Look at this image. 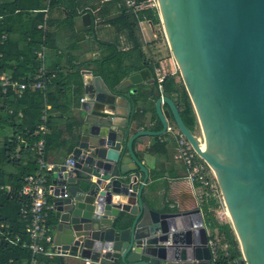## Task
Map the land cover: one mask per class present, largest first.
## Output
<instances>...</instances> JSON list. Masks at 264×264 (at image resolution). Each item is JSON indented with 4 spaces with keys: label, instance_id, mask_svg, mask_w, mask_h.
<instances>
[{
    "label": "water",
    "instance_id": "water-1",
    "mask_svg": "<svg viewBox=\"0 0 264 264\" xmlns=\"http://www.w3.org/2000/svg\"><path fill=\"white\" fill-rule=\"evenodd\" d=\"M157 1L201 137L164 95L156 100L162 130L129 137L130 126L102 112L114 113L118 98L129 101L123 91L144 80L143 72L114 86L102 72L82 70L84 109L69 157L73 165L65 160L48 172L61 254L55 264H212L200 210L165 211L143 193L148 174L135 156V141L165 133L170 115L163 105L213 170L245 261L264 264V0ZM71 20L76 38L95 33L99 23L76 7Z\"/></svg>",
    "mask_w": 264,
    "mask_h": 264
},
{
    "label": "crops",
    "instance_id": "crops-1",
    "mask_svg": "<svg viewBox=\"0 0 264 264\" xmlns=\"http://www.w3.org/2000/svg\"><path fill=\"white\" fill-rule=\"evenodd\" d=\"M19 3L23 9L29 10L15 9L13 13H8ZM74 7L78 11H91L95 19L99 20L95 33L87 32L84 38H76L71 20ZM124 9V0H0V24L5 23L9 37L18 42L20 47H26L32 41L37 49L44 47V67L56 77L42 95L46 99L45 107H48V112L53 107L48 113L49 126L45 134L51 144L43 154L44 162L51 167L68 160L74 147L72 142L80 126L81 109H84V102L80 101L84 98L82 70H91L95 75L102 72L106 79L112 81L115 80L114 76L121 74H113L120 69L117 63L121 58V72L128 74L119 83L143 72L144 80L123 91L129 101L118 98L114 113L105 109L102 113L108 115V120L120 126H130L129 137L141 131L162 130L156 113V100L160 95L154 71L160 64L165 69L164 64L168 61L161 63L156 55L158 45H153L159 27L153 26L149 21H138L133 27L128 26L126 20L121 17ZM39 25H44L45 28L39 29ZM27 33L31 35L27 36ZM119 54L122 56L117 60ZM173 78L176 83L182 82L178 75ZM163 95L175 101L177 105L176 95ZM87 107L90 108L91 105ZM162 111L170 115L168 125L173 126L169 107L163 105ZM198 129L197 126V136ZM12 135V129L5 126L0 133V149L2 140H9ZM27 149L22 152H19V148L16 150V154L9 160L16 158L18 162L10 164L8 160L9 163L2 166L6 173L13 170L17 172L20 163L22 166H27L34 160L37 163L34 149ZM135 156L147 170L148 180L143 193L154 207L181 213L200 210L207 234H217L220 230L217 225L228 224L227 221H221L223 218L217 217V213L212 212L217 207L209 206L208 212L205 213L203 205L198 202L189 184L183 180L185 167L177 155L176 141L172 134L165 132L160 136L140 137L135 141ZM128 167H134V164L131 163ZM137 175L138 184L135 190L140 188L144 177L142 173ZM48 183L50 184L49 179ZM120 203H125V200L120 199ZM53 222L51 212L48 224L52 227L54 243L57 244ZM44 260V264H55L58 257Z\"/></svg>",
    "mask_w": 264,
    "mask_h": 264
},
{
    "label": "trees",
    "instance_id": "trees-1",
    "mask_svg": "<svg viewBox=\"0 0 264 264\" xmlns=\"http://www.w3.org/2000/svg\"><path fill=\"white\" fill-rule=\"evenodd\" d=\"M20 5L19 3L14 10H10L8 13H13L15 9L19 11L29 10L28 8L23 9ZM121 17L126 20V23L130 27H133L138 21H149L153 26L160 24L158 13L154 9H145L137 13L124 9L121 12ZM131 19L134 21L131 22ZM4 24L3 22L0 24V76L10 73L14 79L19 80L23 78L26 81L30 80L35 76L40 67V63L34 55V50L37 48L33 46V41L29 42L26 47H20L18 42L9 37V32L4 27ZM34 31L35 28L33 29ZM3 34L7 35L5 41L1 39ZM29 35L31 34L27 33V36ZM102 45L110 46L108 44ZM112 55L113 53H111ZM121 56L119 54L117 60ZM120 62H122L121 58L117 63L120 69L116 70V73L113 72L114 75H117L118 72L121 73L119 76H114L115 80H112L114 86L128 74L127 72H121ZM48 75L50 78L52 73H48ZM55 79L56 77L50 78L49 85ZM163 89L164 94L168 96L176 95L181 119L185 126L192 133H195L198 126L197 119L182 82L176 83L173 76L168 75L163 81ZM46 104V99L43 98L40 92H27L21 99H15L12 92H9L7 95L0 93V133H2L5 126L13 131V135L9 140L8 138L2 140V147L0 149V223L9 224L11 233L20 236L21 240L27 242L28 237L24 232V225L19 216V207L24 198L19 196V192L24 184V179L34 175L38 171V165L36 160L27 166H22L20 163L17 172L13 170L9 173H6L2 166L9 163L8 160L16 154L18 148L20 149L19 152L28 150L27 148L33 150V145L41 138V135L37 132V126L41 123V112L44 110ZM50 110L48 113H50ZM19 114H21L20 117ZM46 126L47 128L49 126V116ZM50 144L51 141L45 136L44 152L50 147ZM16 160V158L13 161L9 160L10 164L18 162ZM209 206L217 207L214 202H211L209 205H203L205 213L208 212ZM217 227L220 228L217 233L220 244L226 245V249L218 251L217 258L212 264H236L235 261L239 259L240 252L232 228L228 224L217 225ZM30 259L31 254L27 249L0 244V264H28ZM44 262L43 258L41 263L44 264Z\"/></svg>",
    "mask_w": 264,
    "mask_h": 264
},
{
    "label": "built area",
    "instance_id": "built-area-1",
    "mask_svg": "<svg viewBox=\"0 0 264 264\" xmlns=\"http://www.w3.org/2000/svg\"><path fill=\"white\" fill-rule=\"evenodd\" d=\"M124 5L127 11H132L133 13L145 9H154L159 16V5L157 0H124ZM158 26H161L163 30L161 20ZM38 28L44 29L45 26L39 25ZM1 39L5 41L7 35L3 34ZM34 55L40 63V67L35 76L26 81L23 78L19 80L14 79L10 73L1 75L0 93L2 95H7L9 92H12L15 99H21L27 92H40L42 95L46 93L47 87L50 84V78H54L55 76L52 75L49 78L48 72L44 67V47L34 50ZM173 64L174 69H171L168 74H163L162 69H164V67L161 66V64L155 68L154 74L160 97L164 94L163 81L165 77L168 75L175 76L178 73L177 66L175 63ZM80 101L83 102V99ZM20 116L21 114H19V117ZM47 119L48 107H45L41 112V123L37 126V132L41 135V138L33 145V149L37 156L38 172L24 179V184L19 192V196L24 198V201L19 207V216L20 220L23 222L24 232L28 237V242L21 240L18 235H13L9 224L0 223V244L27 249L31 254V259L28 264H42L41 260L43 258L51 259L61 256L54 243L52 227L48 224L49 215L53 212L54 207L50 202L52 190L48 183V172L52 167L47 165L43 160ZM165 132L175 137L177 155L185 167L183 180L189 184L198 202L202 205H209L211 202H214L217 205V209L212 212L215 214L217 213V217L219 218L227 217L228 212L213 170L197 155L191 144L174 125H168ZM197 137L200 138L201 136ZM72 165L73 162L68 159L66 161V166L71 167ZM64 197H66V194ZM207 235V246L210 250L213 263L217 258L218 251L221 249L225 250L226 245L220 244V239L217 234L210 233ZM238 250L240 256L235 263L247 264L239 247Z\"/></svg>",
    "mask_w": 264,
    "mask_h": 264
},
{
    "label": "rangeland",
    "instance_id": "rangeland-1",
    "mask_svg": "<svg viewBox=\"0 0 264 264\" xmlns=\"http://www.w3.org/2000/svg\"><path fill=\"white\" fill-rule=\"evenodd\" d=\"M158 27L160 29H158V31H157V37H156L155 41L153 42V45H158L156 47V53H157L156 55L161 60V63L164 62L165 60L168 61L167 64H164V66L166 68L162 69L163 74H168L171 69H174V64L173 63H175V61L172 58V55H171V53L169 51V47H168V44H167V40L165 38L164 31L162 30L161 26H158ZM175 65H176V63H175ZM177 75H178V77H180L179 72L177 73ZM198 135L201 136L199 129H198ZM221 221H223V222L227 221L228 225L231 227V222L229 221V219L227 217L223 218Z\"/></svg>",
    "mask_w": 264,
    "mask_h": 264
},
{
    "label": "bare ground",
    "instance_id": "bare-ground-1",
    "mask_svg": "<svg viewBox=\"0 0 264 264\" xmlns=\"http://www.w3.org/2000/svg\"><path fill=\"white\" fill-rule=\"evenodd\" d=\"M204 146L202 145V148H203ZM227 218L229 219V221H230V218H229V215L227 214Z\"/></svg>",
    "mask_w": 264,
    "mask_h": 264
}]
</instances>
